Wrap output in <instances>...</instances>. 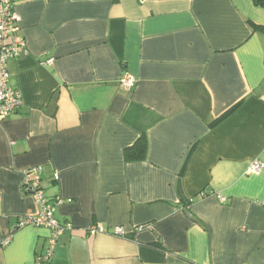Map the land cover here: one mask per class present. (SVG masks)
Returning a JSON list of instances; mask_svg holds the SVG:
<instances>
[{
  "label": "crops",
  "instance_id": "obj_1",
  "mask_svg": "<svg viewBox=\"0 0 264 264\" xmlns=\"http://www.w3.org/2000/svg\"><path fill=\"white\" fill-rule=\"evenodd\" d=\"M13 1L27 53L7 61L22 105L0 119V264L49 246L19 223L41 211L33 168L65 225L42 264H264V8Z\"/></svg>",
  "mask_w": 264,
  "mask_h": 264
},
{
  "label": "built area",
  "instance_id": "obj_2",
  "mask_svg": "<svg viewBox=\"0 0 264 264\" xmlns=\"http://www.w3.org/2000/svg\"><path fill=\"white\" fill-rule=\"evenodd\" d=\"M21 16L17 12L13 0H0V119H5L15 113L22 105L21 92L16 89L11 81L7 69V61L10 57H18L27 53V43L21 33ZM53 59L47 62L51 64ZM121 84L131 90L136 84V78L126 73L121 78ZM263 164L255 161L251 165V170L261 171ZM41 171L38 168L30 169L26 172V180L23 186L24 192L35 197L41 206V211L36 215H31L20 219V225L44 226L51 230L49 246L37 264L48 262L54 254V245L59 236L63 234L65 225L55 216L56 203H51L45 196L40 186ZM222 202L225 199L220 196ZM61 203V199L56 200ZM105 229L102 226L94 227L90 230L92 234L102 233ZM116 234L124 235V228L117 227Z\"/></svg>",
  "mask_w": 264,
  "mask_h": 264
},
{
  "label": "trees",
  "instance_id": "obj_3",
  "mask_svg": "<svg viewBox=\"0 0 264 264\" xmlns=\"http://www.w3.org/2000/svg\"><path fill=\"white\" fill-rule=\"evenodd\" d=\"M254 3L257 6H261L264 8V0H254ZM146 153H147V141L145 138L142 137L136 146H134L131 149H127L126 157L128 158V160H140L145 158Z\"/></svg>",
  "mask_w": 264,
  "mask_h": 264
}]
</instances>
